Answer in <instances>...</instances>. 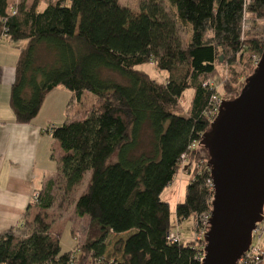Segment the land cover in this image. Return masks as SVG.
Listing matches in <instances>:
<instances>
[{"label": "trees", "instance_id": "trees-1", "mask_svg": "<svg viewBox=\"0 0 264 264\" xmlns=\"http://www.w3.org/2000/svg\"><path fill=\"white\" fill-rule=\"evenodd\" d=\"M41 1L46 6L38 11ZM245 11L264 19V0H139L136 11L118 0H0V40L25 42L17 47L9 97L16 123L35 119L54 89L71 94L62 125L45 130L63 153L57 178L35 195L40 212L31 221L26 215L0 234V264H72L52 236L47 212L58 186L68 197L87 173L75 214L89 218L97 235L81 253L96 264H200L193 243L165 241L169 211L160 195L186 163L190 180L176 220L196 223L210 214L211 175L207 164L200 167L199 141L218 97L206 81L223 59L231 66L244 60L237 98L253 74L250 59H260L264 36L245 38ZM142 66H154L164 81ZM187 90L193 96L184 115L180 101ZM85 96L94 103L70 117Z\"/></svg>", "mask_w": 264, "mask_h": 264}, {"label": "water", "instance_id": "water-1", "mask_svg": "<svg viewBox=\"0 0 264 264\" xmlns=\"http://www.w3.org/2000/svg\"><path fill=\"white\" fill-rule=\"evenodd\" d=\"M213 182L200 264H236L264 208V51L239 96L221 100L199 141Z\"/></svg>", "mask_w": 264, "mask_h": 264}, {"label": "crops", "instance_id": "crops-1", "mask_svg": "<svg viewBox=\"0 0 264 264\" xmlns=\"http://www.w3.org/2000/svg\"><path fill=\"white\" fill-rule=\"evenodd\" d=\"M4 47L0 48V234L21 225L26 215L31 221L37 213L33 196L57 178L63 153L45 130L56 127L69 93L60 87L54 89L35 119L28 124L16 123L9 97L18 53L9 41Z\"/></svg>", "mask_w": 264, "mask_h": 264}, {"label": "rangeland", "instance_id": "rangeland-1", "mask_svg": "<svg viewBox=\"0 0 264 264\" xmlns=\"http://www.w3.org/2000/svg\"><path fill=\"white\" fill-rule=\"evenodd\" d=\"M118 1L122 7H126L131 11L137 10L139 0ZM45 6V3L41 1L38 7V11H42ZM184 35L185 33H183V36ZM244 35L245 38L247 36L255 38H261L262 36H264V19L257 20L252 16L248 18L246 23L244 24ZM1 42L2 43L0 44V48L2 47L3 49L5 48L4 44H6L7 41L3 39ZM24 45V41L12 44L17 53V47H23ZM1 56L2 58H4V55ZM256 57V55H253L250 59V65L253 69L256 68ZM243 61L244 60H242V64ZM8 63L5 62V64ZM242 64H233L231 66L230 64L226 63L225 59H223L217 66V74L206 81V83H208V85L214 90V93L220 100H234L236 97V93L243 87L245 74L243 72ZM140 69L146 71L151 78L157 80L158 82L164 81V75L158 72L154 66H142ZM225 86H229V89H224ZM192 96L193 91L187 90L180 101L181 113L184 115H186L190 110ZM70 98L71 94L68 93L66 106ZM93 103L94 100L90 96H85L82 105H80V108L76 104H73L70 109L69 116L72 117L77 112L83 114L84 112L88 111ZM66 106L64 112L61 113L60 120L57 122L56 126H61L64 122V119L66 117ZM201 153L204 158V161L200 162V167L202 168L204 164H207L208 155L204 150H202ZM189 174L190 168L186 165V163H184L178 171L173 182L163 189L160 195V199L162 203H166L168 205V231L180 233L181 241L183 244L191 242L193 243L192 246L201 249L204 245V242L202 243L203 240L198 236L199 223H195L192 217L179 223L176 220L175 216L176 205L184 201L185 188L190 180ZM89 179L90 174H85L83 182L68 197L63 196L62 187L58 186V184V189H55L54 192L56 197L55 204L53 208L47 212V223L50 224L51 233L53 234L52 236L60 240L62 253L68 252L72 255V264H96L93 262L90 256H86L80 252L82 244L87 239L93 238L97 235L96 228L91 225L89 218L84 217L80 219L75 214V201L81 195V193L86 190ZM159 209L162 210V205L159 207ZM36 211L37 215L40 211L38 209ZM160 223L161 221L159 222V224ZM163 230L164 228L160 226L157 234V238L160 243L159 245H162V242L160 240L162 238ZM116 240L117 238L113 239L110 242L108 249L106 250L105 255H107L108 258L114 257L112 256V245ZM164 251L166 256H169V252H167L168 250ZM116 257L119 258V256Z\"/></svg>", "mask_w": 264, "mask_h": 264}, {"label": "built area", "instance_id": "built-area-1", "mask_svg": "<svg viewBox=\"0 0 264 264\" xmlns=\"http://www.w3.org/2000/svg\"><path fill=\"white\" fill-rule=\"evenodd\" d=\"M250 17L251 14L245 11L242 21L243 32H244V24L246 23L247 19ZM259 60L260 59L255 60L256 66L259 63ZM220 102L221 100L219 98H213V107H214L213 120L218 113ZM207 183L208 185L211 186V189L213 191L212 179L208 180ZM35 202H36V196H33V203ZM209 218H210V214H203L198 222L199 223L198 236L202 240L209 228ZM165 241L167 242L168 245H180L182 243L180 233L178 232L175 233V232L167 231L165 235ZM203 247L201 249L195 247L196 249L199 250L197 258L200 263L204 257ZM236 264H264V213H263L262 221L256 225L254 231L252 232L251 244L248 250L241 256V258L236 262Z\"/></svg>", "mask_w": 264, "mask_h": 264}]
</instances>
